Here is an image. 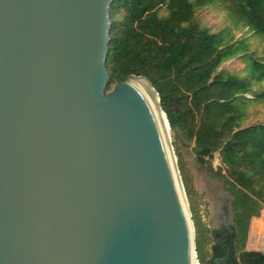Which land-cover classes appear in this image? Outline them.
<instances>
[{
    "label": "water",
    "instance_id": "1",
    "mask_svg": "<svg viewBox=\"0 0 264 264\" xmlns=\"http://www.w3.org/2000/svg\"><path fill=\"white\" fill-rule=\"evenodd\" d=\"M112 1L0 0V264L196 255L151 105L126 81L157 93L129 76L106 94Z\"/></svg>",
    "mask_w": 264,
    "mask_h": 264
},
{
    "label": "trees",
    "instance_id": "2",
    "mask_svg": "<svg viewBox=\"0 0 264 264\" xmlns=\"http://www.w3.org/2000/svg\"><path fill=\"white\" fill-rule=\"evenodd\" d=\"M209 7L224 15L219 29L198 15ZM109 18L106 91L129 76L148 80L170 131L189 134L201 164L217 154L227 173L213 175L232 199L234 224L230 234L212 231L209 241L178 164L198 264H264V253L244 249L250 219L264 207V121L244 125L242 111L264 102V53L250 42L264 43V0H113ZM231 60L242 68L225 67Z\"/></svg>",
    "mask_w": 264,
    "mask_h": 264
},
{
    "label": "rangeland",
    "instance_id": "3",
    "mask_svg": "<svg viewBox=\"0 0 264 264\" xmlns=\"http://www.w3.org/2000/svg\"><path fill=\"white\" fill-rule=\"evenodd\" d=\"M198 15L207 26L214 30L219 29L224 21V15L213 11L210 7L201 11ZM243 33L236 32L235 35L237 38H240ZM250 42L253 44V47L258 48V51L264 53L263 40L251 36ZM225 67L232 70H240L242 65L238 61L231 60L225 64ZM114 88L111 87V89L106 91V94L113 91ZM242 111L244 114V125H252L264 121V102L247 104ZM170 141L175 155L177 169L179 171V164L190 191V199L192 201L195 219L200 225V233L205 240L208 238L210 241L212 237L211 232L218 230L221 221H224V217L221 216L220 206L223 197L228 196L224 181L220 177L214 176L213 172L221 170V174L224 176H227V173L217 154L211 159H206L204 164L198 161L194 140L190 139L188 133L178 132L173 134L170 131ZM205 249H209V246H205ZM244 249L246 251L264 253V207L259 211L258 217H252L250 219Z\"/></svg>",
    "mask_w": 264,
    "mask_h": 264
},
{
    "label": "bare ground",
    "instance_id": "4",
    "mask_svg": "<svg viewBox=\"0 0 264 264\" xmlns=\"http://www.w3.org/2000/svg\"><path fill=\"white\" fill-rule=\"evenodd\" d=\"M126 83H132L136 85L138 88L141 89V91L145 94L148 102L151 105V108L153 110V113L155 115L156 121L159 126L162 142H163V147L165 151V156L168 162V166L172 172V179H173V184L176 190V194L178 196V200L180 202V205L182 207L183 213L185 218L188 220L189 223V228H190V238L192 239L194 237V229L191 226L189 219L190 215L188 212V201L186 198L185 193L182 190L181 182L178 177V173L176 171L175 167V159L172 154V148L170 147L171 141H170V129L169 125L166 119V116L163 112H161L158 108V103H157V96L152 92L150 86L148 85V82L142 79H137V78H129ZM190 264H198L196 255L191 248L190 251Z\"/></svg>",
    "mask_w": 264,
    "mask_h": 264
},
{
    "label": "flooded vegetation",
    "instance_id": "5",
    "mask_svg": "<svg viewBox=\"0 0 264 264\" xmlns=\"http://www.w3.org/2000/svg\"><path fill=\"white\" fill-rule=\"evenodd\" d=\"M227 193V192H226ZM228 194V193H227ZM230 195L228 194V196H224L221 202V206H220V212H221V216L224 217V221H221L220 227L218 228V230H226L228 232V234L231 233V227L234 224V218H233V212H232V199ZM223 219V218H222ZM216 264H222L223 259H219L217 261H215Z\"/></svg>",
    "mask_w": 264,
    "mask_h": 264
}]
</instances>
